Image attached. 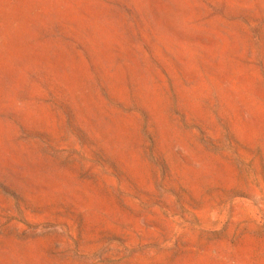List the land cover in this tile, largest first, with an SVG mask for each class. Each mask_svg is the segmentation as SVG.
I'll use <instances>...</instances> for the list:
<instances>
[{
    "label": "rangeland",
    "instance_id": "rangeland-1",
    "mask_svg": "<svg viewBox=\"0 0 264 264\" xmlns=\"http://www.w3.org/2000/svg\"><path fill=\"white\" fill-rule=\"evenodd\" d=\"M0 264H264V0H0Z\"/></svg>",
    "mask_w": 264,
    "mask_h": 264
}]
</instances>
